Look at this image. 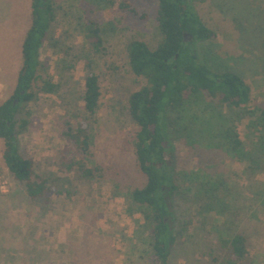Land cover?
I'll list each match as a JSON object with an SVG mask.
<instances>
[{"label":"rangeland","instance_id":"374dc122","mask_svg":"<svg viewBox=\"0 0 264 264\" xmlns=\"http://www.w3.org/2000/svg\"><path fill=\"white\" fill-rule=\"evenodd\" d=\"M244 1L248 6L237 0L197 3L200 17L216 38L197 42L196 49L201 61L212 62V69L227 65L240 72L251 88L252 104L264 108V39L260 33L240 34L245 26L246 30L256 27L254 21L246 20L249 13H261L264 18V0ZM129 2L148 15L146 22L116 6L97 5L92 0H51L54 17L40 49V62L58 83V94L38 93L34 100L22 104L18 117L28 124L22 130L16 127L19 152L47 179L51 198L48 203L29 200L23 185L4 165L0 139V264H149L146 232L139 231L143 219L138 213L128 215L122 196L145 182L135 161L131 144L134 127L126 109L128 95L142 81L130 73L125 48L133 39L150 48L157 44V0ZM30 4L31 0H0V103L15 87L22 63L21 45L31 24ZM85 20L99 23L105 48L92 55L101 88L99 110L89 118L93 162L89 166L97 167L93 179L81 178L77 167H68L63 160L82 158L81 153L67 154L63 131L73 112L85 115L80 99L85 76L82 55L89 53L80 29ZM241 55L253 62L244 70L236 69L235 60ZM244 125L236 123L237 133L240 140L248 142ZM187 144L191 141L174 142L179 169L208 171L214 181L221 182L219 189L229 187L240 196L241 209L233 210L232 221H215L211 212L203 221L186 202L176 200V224L183 237L171 250L167 264H215L212 258H223L225 253L217 231L243 233L251 261L264 264V208L252 201L264 185V166L262 172H244L235 158ZM69 151L75 150L70 147ZM259 160L264 161V149Z\"/></svg>","mask_w":264,"mask_h":264},{"label":"trees","instance_id":"16d2710c","mask_svg":"<svg viewBox=\"0 0 264 264\" xmlns=\"http://www.w3.org/2000/svg\"><path fill=\"white\" fill-rule=\"evenodd\" d=\"M204 1L157 0V44L150 48L144 41L133 39L125 48L130 73L142 81L128 95L126 109L134 127L131 144L135 161L145 182L122 196L128 215L138 213L143 219L139 231L146 232L149 264H167L171 250L183 237L176 224V200L186 202L194 216H201L203 221L209 212L217 217L215 221H232L233 210L241 209L240 196L229 187L219 189L221 182L214 181L208 171L179 169L174 142L190 140L187 145L191 148L200 146L235 158L244 172H262L264 166V161L259 160L264 149V108L252 104L251 88L240 72L227 65L214 70L209 66L212 62L198 58L196 43L216 38L215 31L205 25L196 8L197 3ZM92 2L116 6L143 22L148 20V15L129 0ZM237 2L248 6L244 0ZM30 8L31 24L21 45L22 63L15 87L12 95L0 103V139L4 165L14 180L23 185L30 201L48 203L51 189L47 179L35 171L31 159L20 154L17 142L16 127L22 130L28 124L18 117L21 105L34 100L38 93L56 94L59 89L40 62V49L54 17L51 0H31ZM254 14L249 13L246 20L252 24L254 21L255 29L249 26L246 30L245 26L240 34L260 33L264 39V18L261 13ZM80 29L89 48V53L82 55L85 76L80 98L86 116L73 112L65 121L63 139L68 145L67 154L81 153L82 158L63 160L68 167L76 166L81 178L93 179L97 167L89 166L93 163L89 118L99 110L101 88L92 55L101 54L105 48L98 22L85 20ZM235 62L239 70L253 63L243 55ZM238 122H245L248 142L240 140ZM70 147L75 151H69ZM258 190L252 201L264 208V185ZM243 205L242 209L246 204ZM216 233L225 253L223 258H212L215 264H254L243 233Z\"/></svg>","mask_w":264,"mask_h":264},{"label":"built area","instance_id":"2783aa9c","mask_svg":"<svg viewBox=\"0 0 264 264\" xmlns=\"http://www.w3.org/2000/svg\"><path fill=\"white\" fill-rule=\"evenodd\" d=\"M1 187H2V182H1V179H0V189H1Z\"/></svg>","mask_w":264,"mask_h":264}]
</instances>
